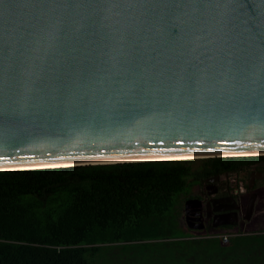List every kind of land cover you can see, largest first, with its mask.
I'll return each mask as SVG.
<instances>
[{
	"label": "water",
	"instance_id": "1",
	"mask_svg": "<svg viewBox=\"0 0 264 264\" xmlns=\"http://www.w3.org/2000/svg\"><path fill=\"white\" fill-rule=\"evenodd\" d=\"M261 153L264 0H0V170Z\"/></svg>",
	"mask_w": 264,
	"mask_h": 264
},
{
	"label": "trees",
	"instance_id": "2",
	"mask_svg": "<svg viewBox=\"0 0 264 264\" xmlns=\"http://www.w3.org/2000/svg\"><path fill=\"white\" fill-rule=\"evenodd\" d=\"M257 157L201 158L192 177L219 174ZM189 159L0 170V264H84L90 254L93 264H264L263 230L233 233L225 244L218 235L190 237L182 230L180 208L192 171ZM76 194L83 197L80 215L88 221L98 208L115 209L133 194L169 195L171 203L143 218L156 222L158 230L156 238L144 243H64L55 233L49 242L15 236L27 208L36 217H55L59 203ZM39 195H46L45 200ZM88 243L100 245L83 248Z\"/></svg>",
	"mask_w": 264,
	"mask_h": 264
},
{
	"label": "rangeland",
	"instance_id": "3",
	"mask_svg": "<svg viewBox=\"0 0 264 264\" xmlns=\"http://www.w3.org/2000/svg\"><path fill=\"white\" fill-rule=\"evenodd\" d=\"M205 158V157H203ZM191 173L187 180L191 181L202 163L201 158L189 159ZM187 184H190L189 182ZM42 201L46 195H39ZM171 196L154 194H133L125 199L117 208H98L92 220H85L80 215L83 206V197L79 194L69 195L59 203L57 215L34 216L32 210L26 211L24 220L14 234L22 240H40L49 242L52 234H58L64 243H81L101 241L102 243H136L147 242L157 237V223L146 222L145 216H154L169 207ZM43 204V203H42ZM41 204V205H42ZM264 230V226L256 231ZM233 234L234 230H225ZM161 232V231H159ZM187 236L190 234L185 232ZM100 244H83V248L95 249ZM93 254L84 264H93Z\"/></svg>",
	"mask_w": 264,
	"mask_h": 264
},
{
	"label": "flooded vegetation",
	"instance_id": "4",
	"mask_svg": "<svg viewBox=\"0 0 264 264\" xmlns=\"http://www.w3.org/2000/svg\"><path fill=\"white\" fill-rule=\"evenodd\" d=\"M252 156L259 157L219 174L192 178L180 208V227L190 237L219 235L225 230L253 233L264 226V153ZM214 175H219L220 180L215 185L206 183L205 179ZM193 197L200 202L185 212L184 201ZM224 208L229 209V215H222L220 209ZM219 220L230 224L212 225Z\"/></svg>",
	"mask_w": 264,
	"mask_h": 264
},
{
	"label": "built area",
	"instance_id": "5",
	"mask_svg": "<svg viewBox=\"0 0 264 264\" xmlns=\"http://www.w3.org/2000/svg\"><path fill=\"white\" fill-rule=\"evenodd\" d=\"M261 154H251V155H261ZM230 236H231V234L228 232H223V233L219 234V238L221 239V243H223V244L227 243Z\"/></svg>",
	"mask_w": 264,
	"mask_h": 264
},
{
	"label": "crops",
	"instance_id": "6",
	"mask_svg": "<svg viewBox=\"0 0 264 264\" xmlns=\"http://www.w3.org/2000/svg\"><path fill=\"white\" fill-rule=\"evenodd\" d=\"M194 179H195V178H194ZM194 179H192V180H194ZM196 179H197V178H196ZM192 180H191V181H192ZM191 181H188V182L191 184ZM188 186H189V185H188ZM188 186H187V187H188ZM263 231H264V230H263ZM223 232H226V231H223ZM209 236H212V235H209ZM218 237H219V235H218Z\"/></svg>",
	"mask_w": 264,
	"mask_h": 264
}]
</instances>
